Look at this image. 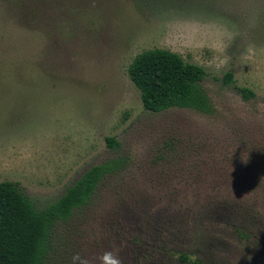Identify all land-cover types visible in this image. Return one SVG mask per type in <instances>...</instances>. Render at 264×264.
<instances>
[{"label":"rangeland","instance_id":"rangeland-1","mask_svg":"<svg viewBox=\"0 0 264 264\" xmlns=\"http://www.w3.org/2000/svg\"><path fill=\"white\" fill-rule=\"evenodd\" d=\"M26 5L0 0V182L43 210L91 168L121 165L55 226L44 264H101L105 251L264 264V0ZM153 49L206 69L214 112L145 110L128 71Z\"/></svg>","mask_w":264,"mask_h":264},{"label":"trees","instance_id":"trees-1","mask_svg":"<svg viewBox=\"0 0 264 264\" xmlns=\"http://www.w3.org/2000/svg\"><path fill=\"white\" fill-rule=\"evenodd\" d=\"M6 1L8 8L18 12L30 8L25 6L26 0ZM128 73L148 112L161 113L174 108L204 114L214 112L202 86L206 69L185 62L177 53L163 49L143 52L134 59ZM233 76L227 73L224 81L231 83ZM240 92L246 100L255 95L248 88ZM106 141L111 148L119 146L114 138ZM120 166L119 162L110 161L91 168L59 200L43 210H38L15 183L0 182V264H44L55 226L67 221L75 209L87 205L102 180Z\"/></svg>","mask_w":264,"mask_h":264},{"label":"clouds","instance_id":"clouds-1","mask_svg":"<svg viewBox=\"0 0 264 264\" xmlns=\"http://www.w3.org/2000/svg\"><path fill=\"white\" fill-rule=\"evenodd\" d=\"M79 261V264H87V261L81 259L78 255L73 257V261ZM101 264H122L121 259L111 251H105L100 258Z\"/></svg>","mask_w":264,"mask_h":264}]
</instances>
